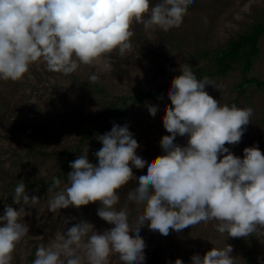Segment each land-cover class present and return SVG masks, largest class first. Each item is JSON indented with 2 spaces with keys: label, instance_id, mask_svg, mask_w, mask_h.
I'll return each mask as SVG.
<instances>
[{
  "label": "clouds",
  "instance_id": "obj_1",
  "mask_svg": "<svg viewBox=\"0 0 264 264\" xmlns=\"http://www.w3.org/2000/svg\"><path fill=\"white\" fill-rule=\"evenodd\" d=\"M195 0H0V81L18 82L30 76L39 61L47 70L68 76L80 65H92L113 52L131 51L133 25L164 32L178 28ZM173 78L168 90L170 106L162 117L170 134L160 140L164 155L147 162L137 155L139 144L127 124H113L98 136L102 147L94 153L98 164L89 162L88 151L70 163L67 183L52 178L48 209L55 213L70 206L77 209L99 203L97 215L113 225L103 233L81 221L50 246H38L33 264H109L116 254L122 264H144L147 227L163 236L170 229L181 232L201 222L216 221V231L232 238L264 235V154L258 146L246 147L243 159L225 145H237L251 122L253 109L228 106L211 97L208 77L198 79L187 64ZM98 79L89 77L91 82ZM151 116L156 106L146 105ZM187 136V145L174 143ZM222 157V158H221ZM147 174L136 179L133 167ZM137 186L127 201L143 206V213L129 222L127 205L117 209L119 192L130 181ZM56 189H59L56 191ZM37 196L26 193L21 180L14 188L13 203L36 205ZM25 208L6 206L0 217V264H11L17 245L28 234L21 222ZM67 223V221H66ZM233 249L212 248L191 264H235ZM175 264H183L177 259Z\"/></svg>",
  "mask_w": 264,
  "mask_h": 264
},
{
  "label": "rangeland",
  "instance_id": "obj_2",
  "mask_svg": "<svg viewBox=\"0 0 264 264\" xmlns=\"http://www.w3.org/2000/svg\"><path fill=\"white\" fill-rule=\"evenodd\" d=\"M157 2L151 0L152 4ZM256 22L264 23V0H195L178 28L164 32L155 27L145 30L143 25L134 24L133 47L123 56L113 52L92 65H80L68 76L49 72L41 60L30 66V76L26 75L23 80L0 81V217L6 206L16 210L24 207L21 222L29 229L17 245L11 264H33L38 246H50L57 234L66 232L75 223L88 222L100 233L114 227L97 215L101 207L98 202L79 209L70 206L50 212L48 200L54 193H48V189L52 178L61 179L60 188L65 186L68 173L72 171L64 162L68 156L73 162L88 151L89 162L98 164L94 153L102 144L97 137L110 132L113 124L128 125L139 144L137 155L145 161L164 155L160 140L170 134L163 127L162 117L171 101L148 98L136 105L127 98L159 88L168 91L173 78L181 74L179 68L183 63L194 73L199 68L209 70L213 64L201 53L223 49L228 41L247 32ZM259 47L261 52L253 59L247 76L264 81V35ZM92 75L98 77L95 82L89 80ZM242 76L240 65L235 64L227 75L209 79L220 91L213 85L205 87L221 105L253 109L241 142L225 145L241 159L246 147L258 146L264 154V88L247 85L239 92ZM114 103L120 108L127 107L128 111L108 130L99 126L100 121L86 119L99 117ZM146 105L158 108L155 117L150 115ZM86 131H90L91 137ZM187 139V136H177L174 143L186 146ZM146 174L147 166L144 169L133 167L136 179ZM21 180L29 197L40 199L36 205L13 203L14 188ZM136 186L133 180L121 189V199L116 205L118 210L127 205L130 223L143 213V206L126 199L127 193ZM216 226V221L201 222L179 233L170 229L169 235L163 236L145 225L140 231L146 244L144 264H175L177 259L191 264L193 255L203 257L213 247L224 249L226 246L232 247L235 264H264V235L253 233L244 238H232L218 233ZM109 264L122 262L113 254Z\"/></svg>",
  "mask_w": 264,
  "mask_h": 264
},
{
  "label": "trees",
  "instance_id": "obj_3",
  "mask_svg": "<svg viewBox=\"0 0 264 264\" xmlns=\"http://www.w3.org/2000/svg\"><path fill=\"white\" fill-rule=\"evenodd\" d=\"M264 35V23L256 22L250 29L245 32L238 34L235 38L228 41L226 46L223 49H217L214 53L203 52L201 53L204 57H209L208 60L213 64L209 70L204 68H199L195 75L198 79L203 77H208L211 79L214 76H225L227 73L232 70L235 64L240 65L242 70V81L238 86L239 92H242L244 87L247 85H256L259 88H264V81H260L256 77L249 78L247 73L249 72L253 59L260 54L259 42L260 38ZM168 91H164L163 88L157 89L155 92L146 91L139 92L138 96L133 98H127L131 103L136 105H141L148 98H157V99H168ZM127 102L126 99H123ZM128 109L127 107H118L116 103L110 105L106 111L101 113L99 117L89 116L86 119L92 120L94 122L100 121L99 126L101 128L108 130L113 124V122L123 118ZM98 127V125L96 126ZM87 136L91 137L90 131H86ZM64 155V153H60ZM64 161L65 164L70 165L72 162L70 156Z\"/></svg>",
  "mask_w": 264,
  "mask_h": 264
}]
</instances>
